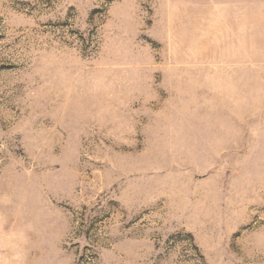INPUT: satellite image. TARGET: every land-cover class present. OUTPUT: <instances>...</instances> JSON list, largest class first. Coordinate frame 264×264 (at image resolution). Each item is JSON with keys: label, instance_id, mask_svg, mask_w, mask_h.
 <instances>
[{"label": "rangeland", "instance_id": "374dc122", "mask_svg": "<svg viewBox=\"0 0 264 264\" xmlns=\"http://www.w3.org/2000/svg\"><path fill=\"white\" fill-rule=\"evenodd\" d=\"M0 264H264V0H0Z\"/></svg>", "mask_w": 264, "mask_h": 264}]
</instances>
